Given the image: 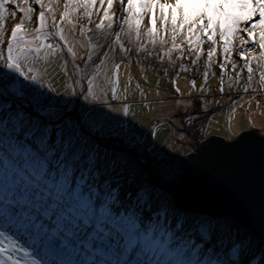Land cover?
Here are the masks:
<instances>
[{"label":"snow or ice","instance_id":"6c2138e0","mask_svg":"<svg viewBox=\"0 0 264 264\" xmlns=\"http://www.w3.org/2000/svg\"><path fill=\"white\" fill-rule=\"evenodd\" d=\"M10 5L23 15L5 36L6 19L18 15ZM77 28L84 68L64 34ZM64 49L87 80L84 100L95 98L93 74L109 50L113 59L136 54L172 66L191 58L193 68L179 65L186 71L203 59L205 81L213 65L222 74L230 65V90L246 73L240 90L257 92L258 73L264 94V0H0V264H240L251 237L226 212L182 205L169 190L182 170L150 160L133 129L91 109L73 114L51 92L29 94L36 65ZM111 140L123 147L103 143Z\"/></svg>","mask_w":264,"mask_h":264},{"label":"rangeland","instance_id":"374dc122","mask_svg":"<svg viewBox=\"0 0 264 264\" xmlns=\"http://www.w3.org/2000/svg\"><path fill=\"white\" fill-rule=\"evenodd\" d=\"M13 10L15 9L12 5L8 6L9 13ZM59 11H63L62 4ZM59 11L56 14L57 19ZM20 17L21 14L18 12L16 18L9 16L6 19L5 36H10L11 28L20 22ZM95 22L98 23L99 20ZM32 23L27 25L28 32H32L36 27L35 23ZM146 24L145 19L142 21V27ZM64 34L69 45L76 52L75 65L81 67L83 63L79 61L82 53L80 43L84 40L80 38L79 28L75 36L67 29ZM4 51L6 54V46ZM65 53L66 49L58 51L43 68L39 63L36 65L37 71L40 72V80L35 83L34 94L41 91L45 94L51 92L49 99L54 103L67 102L68 108L77 112L91 109L99 117L109 119L118 126L122 124L126 129H133L132 134L140 141L142 148L147 150L148 154L145 155L150 160L155 157L171 161L170 153L175 154L177 151L182 153L179 155L189 156L195 149L196 138L219 137L229 142L243 132L254 131L264 135V94H258L259 88L256 83L258 73L254 76L252 85L257 92L249 89L245 93L240 90V85L245 84L246 73L242 74L239 84L233 83V89H229V77H233L234 80L230 65L224 74L213 65L209 78L205 81L203 59L196 66L199 68L198 71L179 69L180 64L193 68L194 66L190 64L191 58L177 59L175 66L170 65L167 60L161 62L152 58H130V60L124 58L123 61L121 58H115L122 61L119 69H116L115 64L119 62L112 58V52L109 50V55L104 58L105 63L100 65L99 74H93L95 98L84 100L83 96L88 95L87 80L85 79L86 86H83L84 73L74 72L75 65L70 62L71 56L66 57L67 63L62 59ZM59 78L61 79L57 81ZM221 78L224 82L223 93L218 90ZM193 80H195V91L192 87ZM113 87L116 89L117 99L112 98ZM260 97L263 98V103ZM216 100H219V104ZM125 105L129 108L127 116L123 111ZM137 117L141 119H135ZM188 117L193 118L191 125L185 123ZM117 144H110V147H115ZM231 220L234 228L252 239V246L241 257L240 264H250V262L264 264V241L241 230L237 221L232 218Z\"/></svg>","mask_w":264,"mask_h":264},{"label":"water","instance_id":"95a60500","mask_svg":"<svg viewBox=\"0 0 264 264\" xmlns=\"http://www.w3.org/2000/svg\"><path fill=\"white\" fill-rule=\"evenodd\" d=\"M83 82L86 86L85 76ZM103 143L110 146L119 141ZM118 144L115 147H123ZM179 154L171 155L170 159L177 157L175 161H167L182 170L180 177L186 176L184 183L179 181L169 189L179 202L212 213L226 212L242 230L264 241V135L243 132L229 142L219 137L196 138L189 156ZM193 157L197 158L193 166H187Z\"/></svg>","mask_w":264,"mask_h":264},{"label":"trees","instance_id":"16d2710c","mask_svg":"<svg viewBox=\"0 0 264 264\" xmlns=\"http://www.w3.org/2000/svg\"><path fill=\"white\" fill-rule=\"evenodd\" d=\"M31 2V0H29V3ZM12 7H14V9L15 10H17L18 11V9H19V5H12ZM19 12V11H18ZM21 14V17H22V15H23V13H20ZM21 17H20V19H21ZM29 23H32L31 21H26L25 22V26H26V28H27V25L29 24ZM32 24H34V23H32ZM36 25V24H35ZM94 28V27H93ZM70 39L71 40H73V37L72 36H70ZM93 39H96V37H93ZM104 41L101 39V43H103ZM81 45H80V48H81V50H82V53H81V55L79 56V58H80V60L79 61H81V57H82V55H83V53L86 51V46H85V42H82V43H80ZM99 51V49H97V52ZM116 58H120L119 56H117ZM127 58H129L128 60H130V58H144L143 56H138V55H136V54H131L130 55V57H127ZM116 60V62H119V64H122V61H119L118 59H115ZM124 61V60H123ZM125 61H127V60H125ZM84 65V64H83ZM83 65H81V68H83L84 66ZM61 78H59V79H57V81H59ZM56 86V85H55ZM34 87H36V85L35 86H33V87H29L28 89H27V91L29 92V94L31 95V92H33V94L35 93V88ZM255 101H256V99H254Z\"/></svg>","mask_w":264,"mask_h":264},{"label":"bare ground","instance_id":"6f19581e","mask_svg":"<svg viewBox=\"0 0 264 264\" xmlns=\"http://www.w3.org/2000/svg\"><path fill=\"white\" fill-rule=\"evenodd\" d=\"M191 130V128L189 129V131ZM192 131H193V129H192ZM187 132H188V129H187ZM184 179H186V176H182V177H180V179H179V181L181 182V183H184L185 182V180ZM239 227V226H238ZM240 228V227H239ZM241 229V228H240ZM242 230V229H241ZM243 230H245V229H243ZM245 231H247L248 232V234L249 235H251L250 234V232L248 231V230H245ZM252 236V235H251ZM259 241V240H258ZM260 242V241H259ZM262 244V243H261Z\"/></svg>","mask_w":264,"mask_h":264},{"label":"flooded vegetation","instance_id":"af4514ba","mask_svg":"<svg viewBox=\"0 0 264 264\" xmlns=\"http://www.w3.org/2000/svg\"><path fill=\"white\" fill-rule=\"evenodd\" d=\"M258 91H259V90H258ZM170 155H172V156H175L174 154H171V153H170ZM176 158H177V157H175L174 159H171V161H170V162H173V161H175V160H176Z\"/></svg>","mask_w":264,"mask_h":264},{"label":"built area","instance_id":"2783aa9c","mask_svg":"<svg viewBox=\"0 0 264 264\" xmlns=\"http://www.w3.org/2000/svg\"><path fill=\"white\" fill-rule=\"evenodd\" d=\"M261 98V97H260ZM261 101H262V98H261ZM256 103H258L259 104V102L256 100Z\"/></svg>","mask_w":264,"mask_h":264},{"label":"crops","instance_id":"0c3cea01","mask_svg":"<svg viewBox=\"0 0 264 264\" xmlns=\"http://www.w3.org/2000/svg\"><path fill=\"white\" fill-rule=\"evenodd\" d=\"M135 119H141V118L137 117V118H135Z\"/></svg>","mask_w":264,"mask_h":264},{"label":"clouds","instance_id":"9594fccd","mask_svg":"<svg viewBox=\"0 0 264 264\" xmlns=\"http://www.w3.org/2000/svg\"><path fill=\"white\" fill-rule=\"evenodd\" d=\"M262 103H263V98H262Z\"/></svg>","mask_w":264,"mask_h":264}]
</instances>
